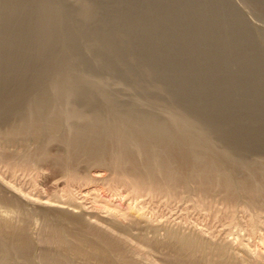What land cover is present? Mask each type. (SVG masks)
Instances as JSON below:
<instances>
[{
	"label": "rangeland",
	"instance_id": "rangeland-1",
	"mask_svg": "<svg viewBox=\"0 0 264 264\" xmlns=\"http://www.w3.org/2000/svg\"><path fill=\"white\" fill-rule=\"evenodd\" d=\"M147 1L47 0L46 4L42 0L41 2L40 0H0V264H264V145L261 143L264 139V115H258L256 112L258 109L255 108L256 115L253 110L251 112V107H247L252 100V103L256 99L262 102L264 95L259 92V97L261 95L262 100L258 95L253 97L249 89L252 78H242L248 67L251 69H248L250 72L255 67L257 68V65H254L255 63L250 60L251 55L259 53L253 50L252 44H255L259 51L261 50L259 56L262 55L264 58V16L256 10L255 5L253 6L256 0H222L225 1L223 4H229L238 13V20H242L240 21L241 25L243 27L246 25L244 29L250 31L251 34L250 38L245 37L247 40L244 37L232 36L233 31L238 30L237 27L233 28L235 26L233 23L232 27L227 24L229 33H225L222 38L214 34L211 35L209 33L210 24L208 26V23L201 19L207 13L204 7L205 4H208L203 0H201L202 2L197 0L200 3L195 9L199 11L203 8L197 13L195 10H188L186 3L184 5V1L180 0L181 5L184 6H180L182 11L179 9V12L175 14L178 17L181 15L182 18H179V21L177 16L173 17L174 14L168 11L164 12L166 8L173 10L172 3H176L178 0L149 1V4L153 5L154 2L160 3V5L163 3L161 6L155 3L156 9L153 5L149 6ZM164 1L168 3L170 1L171 7H167L169 5ZM84 2L91 7L92 14L89 20H85L81 15V5ZM140 3L148 5H140ZM45 4L49 9L45 7ZM200 4L203 6H199ZM138 5L143 6L141 7L143 10ZM127 6L130 8L128 9ZM136 7H138V11ZM144 7L152 9L148 8L147 10ZM162 7L164 11H162ZM132 9H135L133 10L136 11L135 15H133ZM154 9L156 10L155 14ZM123 10L124 12H122ZM147 11L149 14L146 13ZM117 12H122L123 18L125 15L123 13H128L125 17L131 20L127 21L130 28L127 24V28L124 27L123 31H118V33L111 29L115 21L118 25L119 22H122L123 18ZM162 12L164 15L169 13V16L167 14V16L160 15ZM183 13L187 20L183 17ZM147 15L150 16L147 17ZM151 15L154 17L152 18ZM196 16L199 21H196ZM50 17L55 18L54 24ZM115 17L120 19L116 20ZM147 19L151 20V25L153 27L155 25V29H158V32L160 31L162 34L165 33L163 27L167 24L169 25L166 27L171 25L172 29L177 28L175 26L182 25V27L180 26L179 30L174 29L176 37L172 32L169 34L170 27H165L166 33L162 35L159 32L158 37L157 30L149 25L150 21L146 22ZM173 19L174 22L177 20L176 25L173 24ZM49 20L52 22L47 26ZM184 20L185 24L188 20H195L197 23L199 22V25L201 22L203 26L201 25L199 28L202 27V30L196 27L198 25L196 22L197 25L188 21V25L186 24L184 27V23H182ZM58 22L63 26L61 30H64L63 33L61 31L59 33L58 28L55 29L59 25ZM138 22L145 26L143 27L141 24L138 28ZM155 22H160L161 26L159 27L157 25L159 23L155 24ZM116 23L113 25L115 26ZM190 24L192 27H189ZM45 25L46 27H44ZM53 25H55V31ZM131 25L137 30L132 29ZM193 25L199 33L203 31V36L196 32ZM205 26L209 28H204ZM140 27L143 29L140 30ZM207 29L209 30L207 31ZM131 30H135L136 33L138 31V33L136 34L134 31L131 33ZM56 31L58 34L55 33ZM92 31L98 36H96L97 38L93 37L95 35ZM151 31H154V34L151 35ZM46 32L49 36L46 35ZM128 32L130 33L128 34ZM141 32H144L146 36H143ZM167 32L170 35V40ZM155 33H157V37L155 36L157 39H154ZM148 34L150 35L149 39L155 41H145ZM64 35L66 36L64 37ZM140 35L144 38L143 40ZM173 35L175 39L171 37ZM226 36L230 37L229 40L233 39L230 41L232 44L227 41ZM204 37L206 39H203ZM101 38L106 42H111L109 44L116 45L114 50L120 48V52L116 54L117 50L116 52L113 50L106 54L100 47V44H104L98 40ZM137 38L141 41H137ZM166 38L170 43L164 40ZM193 38H199V41H195ZM221 38L225 39L221 40ZM238 39L239 42L246 43V46L238 45ZM94 40L99 44H95ZM234 40L237 44L233 42ZM133 41H137V44H134ZM142 41L146 44L144 42L143 44ZM176 42L178 43L176 44ZM162 43L163 46L164 43L169 46L163 47ZM120 44H123L122 47ZM152 44L155 48L157 47L155 53L152 51L155 49ZM150 45H152V49L149 47ZM195 45H200L197 47L200 48L198 49L200 52L196 47H192ZM172 46H175V50ZM228 46L230 47L228 48ZM123 47L125 50H122ZM158 47L164 49L160 48L161 51L158 50ZM176 48L179 52L176 51ZM241 48H243L241 51L238 50ZM251 51H254L253 54ZM241 52L245 53L249 60ZM131 53H135V56ZM225 53L228 54L225 55ZM72 55L74 56L72 57ZM198 56L204 57L200 61L197 60ZM256 57L255 59H257ZM180 58L183 59L182 61L186 59L184 64ZM205 58H207L206 61ZM262 60L264 61V59ZM198 61L199 63H197ZM204 62L208 64L205 63V65ZM218 62L225 65H222L221 68V64ZM210 64L214 66L212 67ZM169 67L170 69H167ZM196 68L198 71L201 68L199 73L197 70L195 71ZM210 69L213 71L211 72ZM150 71L152 75H150ZM160 71L161 74H158ZM146 72L149 73L148 77L145 75ZM232 73H234L233 77ZM178 74H181L180 80L175 79ZM67 75L70 81L63 84L67 87L64 86V88L69 90L75 87L76 90L78 87L80 90L77 89V91H82V94L79 96L75 94L77 96L74 95L72 99L62 97L64 101L56 96L55 88L59 83H63L61 81H64ZM184 76L187 79L195 78V81L194 79V82L192 79L191 81L187 80ZM218 76L221 77L218 78ZM234 76L236 79L238 78V81L234 79ZM199 78L203 81L199 82ZM204 78L210 79L209 82H205ZM220 78H222L221 82ZM224 80L229 82L227 87L221 86V84H225ZM236 81L239 85L238 83L234 84ZM242 81L246 82L243 88L240 85ZM208 83L212 85L209 86ZM192 85L194 87H192L193 94L189 97L186 94L188 88L192 89ZM198 86L199 88H196ZM201 86L203 87L200 88ZM178 87L183 89L178 91ZM221 87L224 88L221 89ZM244 87L249 88H246L245 91ZM160 88L163 92L159 91ZM214 90H217L218 94ZM228 90L237 95L232 93L235 96L232 97L231 92L227 95ZM208 93L209 95L212 93L210 96L213 98L212 100ZM247 93L252 100L246 95ZM178 94H182V96L180 95L182 98ZM41 96L53 97L52 101H49L50 109L44 117L48 121H59L56 130L48 128L49 122L47 123L44 117L41 118L44 121L38 120V122L45 124L36 121L39 126L33 123L36 119H34L35 116H31L33 114L30 112L37 103L36 99ZM185 97L189 98L188 101H185ZM215 97L217 98L215 103L223 104L217 106L222 111L219 112L216 108V112L219 113V116H225L227 122L225 118L221 122L222 118L218 119L221 116L213 115V111L208 109L210 106L207 103L214 101ZM203 98H207L208 101L206 100L205 103ZM233 98H235L234 101ZM108 99L109 102L115 103L122 120L125 119L128 112L133 110L140 116H153L161 122H175L176 126H180L186 119L188 122L186 120L185 125L195 123L194 127L197 124V127L200 126L201 129L207 126L204 130L207 136L211 134L208 137L210 142L208 140L209 144H206L207 141L203 142L204 146L200 148V156H202L200 164L197 163V168L183 165L184 169L178 163L181 164L182 161L176 160L177 163L176 161L173 163V161V164L170 163L172 167L167 168L166 162H164L167 157L165 153L159 152L157 156L159 158L156 157L150 161L146 152L135 139H130L127 145L121 147L102 138V148L98 150V153H95L96 155L78 149L74 144L77 134L87 130L93 123L96 125L102 123L103 125L115 122V117L109 116L108 113L110 112L106 101ZM245 100L248 101V104ZM236 101L237 103L240 101L239 104L247 105L244 104L242 107L238 104L236 106ZM257 103L256 101L254 103L256 105L252 106L256 107L260 104ZM224 105L228 106L227 108L232 106V109L231 107L227 109ZM223 106L226 110L231 111V114L229 111L227 113L221 109ZM5 107L7 108L5 109ZM199 107L201 110L207 107L203 109L206 112L195 111ZM223 110L225 111L224 115H222ZM209 114L214 117L213 119L216 116V120H218H214L212 123L209 120L211 117ZM206 115L210 116L209 119ZM241 122L246 124L243 125ZM28 123L34 124L35 126L32 128H36L28 130L27 125L28 127L30 125ZM217 125L218 128H214ZM242 126H247L248 129ZM250 129L254 131V134L259 135L260 131L262 134L260 133V137L256 134V138L252 134L253 138L245 140L243 137L244 135L248 136L246 133H249ZM207 130L210 131L207 132ZM215 130L218 132L216 133ZM240 132L243 135L239 134ZM239 135L242 136L241 139L238 138ZM261 135H263V139ZM235 139L239 142L236 143ZM181 147V150L173 151L176 158L186 157L187 150H184L183 146ZM237 153L239 154L237 155ZM226 155L233 160L224 158ZM104 200H111L116 205L121 204L123 208L121 214L132 213L129 206L133 204V207L142 209V212L149 215L151 219L144 220V222L142 220L140 223L139 220L130 216L124 221L120 213L110 212L103 207ZM107 245L110 246L109 249ZM94 247L102 249V252L107 249L109 253H105V261L96 256L97 252Z\"/></svg>",
	"mask_w": 264,
	"mask_h": 264
},
{
	"label": "bare ground",
	"instance_id": "bare-ground-1",
	"mask_svg": "<svg viewBox=\"0 0 264 264\" xmlns=\"http://www.w3.org/2000/svg\"><path fill=\"white\" fill-rule=\"evenodd\" d=\"M81 1V0H80ZM141 1H143V0H141ZM145 1H147V0H144V2ZM149 1H151V0H149ZM149 1H147L148 2V4L150 3ZM156 1V0H155ZM159 1V0H158ZM163 1V0H162ZM168 1V0H167ZM170 1H172V0H170ZM170 1H169V3H170ZM177 1V0H176ZM181 1H184V5H185V3H186V5H187V8H188V10L189 9H191V11L192 10H195L196 11V13L197 12H200V10L202 11V9H199V11H197L198 9H195V7L197 8V5L200 3H198L197 2V0H181ZM199 1H201V0H199ZM203 1H205L206 3H208L207 5L205 4V7H204V9L206 10V15L204 14V17L203 18H201V19H203L206 23H208V26H209V24H210V31H209V33L212 35V34H214V35H216V36H220V37H222V36H225V33H229V32H227V28H228V25L227 24H230V26H231V24H233V25H235L233 28H235V27H237L238 28V30H236L235 29V31H233V33H232V36L234 35V37H240V38H242V37H244V39H248V37L250 38L251 37V34H250V31H248L247 29H244V27H246V25L243 27L242 25H241V23H240V21H242V20H238L239 18V16H238V13H236L231 7H230V5L229 4H223L225 1H222V0H208V1H206V0H203ZM250 1V0H249ZM40 2H41V0H40ZM42 2L43 3H46L47 4V0H42ZM146 2V3H147ZM152 2H154V1H152ZM165 2V1H164ZM202 2V1H201ZM205 2H203V3H205ZM81 3H83V2H81ZM81 3H80V5H81ZM156 2H154V5L153 4H149V6H151V5H153L154 6V8H155V5L156 4H158V3H156ZM165 3H167V5H169V3L168 2H165ZM164 3V4H165ZM172 3V2H171ZM174 3V4H173ZM172 3V7H171V4L169 5V6H167V5H165V6H167V7H171L173 10H171L170 8L168 9V8H166V10L164 11L163 9L165 8V6H164V8L162 7V11H164V12H169V13H171V14H174V18H176V16H177V20L179 21V18H182L181 17V15L178 17V15H176L175 16V14H177V12H179V9H180V6H184V5H181V2H180V0H178L176 3L175 2H173ZM202 3V4H203ZM227 3V2H226ZM253 3V2H252ZM45 4V5H46ZM50 4V3H49ZM84 4H86V2H84ZM81 5V8H82V12H81V15H82V17L85 19V20H89L90 19V15L92 14V12L90 11L91 9V7H89L88 6V3L86 4V5ZM142 3H140V5H141ZM145 4V3H144ZM144 4H142V5H144ZM148 4H145V5H148ZM163 4V3H162ZM161 4V5H162ZM176 4V5H175ZM44 5V6H45ZM140 5H138L139 7H140ZM158 5H160V3L158 4ZM160 5V6H161ZM196 5V6H195ZM204 5V4H203ZM203 5H199V6H203ZM250 5H251V3H250ZM256 6L255 8H256V10L258 11V12H260V13H262V15L264 16V0H256V2L253 4V6ZM40 6H41V4H40ZM39 6V7H40ZM59 6V5H58ZM46 8H47V5L45 6ZM57 7V6H56ZM128 7V6H127ZM141 7H143V6H141ZM141 7H140V9H141ZM157 7V6H156ZM130 7H128V9H129ZM131 8H132V6H131ZM135 8V7H134ZM137 8L138 7H136V10H137ZM144 8H146L147 10H148V8H150V9H152L151 7H144ZM186 8V7H185ZM185 8H184V12H185ZM193 8V9H192ZM47 9H49V7L47 8ZM52 9V8H51ZM127 9V8H126ZM126 9H125V12H126ZM127 9V10H128ZM149 9V10H150ZM156 9V8H155ZM154 9V10H155ZM159 9V8H158ZM161 9V8H160ZM133 10H135V9H132V11ZM141 10H143V8L141 9ZM145 10V9H144ZM181 11H182V7H181V9H180ZM188 10L186 9V12H188ZM55 11V10H54ZM60 11V10H59ZM138 11V10H137ZM159 11V10H158ZM191 11H189L190 12V14H192V12ZM50 12H52V11H50ZM58 12V11H57ZM63 12V11H62ZM122 12H124V10L122 11ZM121 12V13H122ZM127 12H129V11H127ZM131 12V11H130ZM134 12V11H133ZM136 12V11H135ZM135 12H134V14L133 15H135ZM140 12V11H139ZM142 12V11H141ZM144 12V11H143ZM149 12H151V11H149ZM152 12H154V11H152ZM159 12H161V11H159ZM158 12V13H159ZM117 13H120V12H117ZM120 13V14H121ZM145 13V12H144ZM143 13V14H144ZM147 14H149L148 13V11L146 12ZM156 13V10H155V12H154V14ZM169 13H166L168 16H169ZM201 13H203V12H201ZM49 14V13H48ZM123 14H125V15H123L124 16V18L122 17V14H121V17L123 18L121 21L122 22H119V21H117V22H119V25H118V23H116V21L113 23V24H115L116 23V25L114 26L113 24H112V26L114 27H111V29H113L114 30V32L115 31H117V33H118V31H120V32H122L123 31V28L125 27V28H127L126 27V25L128 24L127 23V21L129 22V21H131V20H129L128 19V17H125V16H127V14L128 13H123ZM161 14H163V16H165L164 15V13L162 12V13H160V15ZM49 15H51V14H49ZM130 15H131V13H130ZM159 15V16H160ZM166 15V16H167ZM184 15V16H183ZM183 17L185 18V20H187L186 19V15L183 13ZM187 15H188V13H187ZM194 15H195V13H194ZM200 15V13L198 14V16ZM120 16V15H119ZM137 16V15H136ZM150 16V15H149ZM148 15H147V17H149ZM191 16H193V14L191 15ZM138 17V16H137ZM136 17V18H137ZM145 17H146V15H145ZM151 17L153 18L154 16H152L151 15ZM161 18H163L162 16H160ZM170 17H171V15H170ZM201 17V16H200ZM112 18V17H111ZM110 18V19H111ZM116 18V17H115ZM130 18V17H129ZM132 18V17H131ZM152 18H149V19H151L152 20ZM187 18L189 19V16H187ZM191 18V17H190ZM196 18H197V16H196ZM50 19H52L51 17H50ZM55 19V18H54ZM54 19H52L53 21H54ZM81 19V18H80ZM117 19H120V18H116V20ZM143 19V18H142ZM145 19V18H144ZM158 19H159V17H158ZM158 19H156V20H158ZM167 20H168V17L166 18ZM165 19V20H166ZM111 20H113V18L111 19ZM110 20V21H111ZM115 20V19H114ZM148 20V19H147ZM146 20V22H149V25H151V20H148L147 21ZM155 20V21H156ZM162 20V19H161ZM170 20H171V18H170ZM176 20V21H177ZM185 20H184V22H182V23H184V27H185V25L187 24L188 25V21L186 22V24H185ZM191 20V19H190ZM199 21V19L197 18L196 19V21ZM203 20H200V21H202L203 22ZM216 20V21H215ZM48 21V20H47ZM46 21V22H47ZM50 22H49V24H48V22H47V26L48 25H50V23L52 22L51 20H49ZM92 21V20H91ZM176 21L174 22V19H173V21L172 22H174L173 24H175L176 23ZM183 21V20H182ZM195 20H192V21H189V22H193L195 25H197L198 23L196 22ZM43 22V21H42ZM60 22V21H59ZM59 22H58V24H59ZM84 22V21H83ZM161 23H162V21H160ZM160 22H157V23H159V24H157L156 22H155V24H157L159 27L161 26L160 24ZM197 24H196V23ZM53 24L55 23V21L54 22H52ZM131 23V22H130ZM136 23V22H135ZM140 22H138V24H139ZM153 23V22H152ZM179 23V22H178ZM180 23H181V21H180ZM43 24H44V22H43ZM66 24V23H65ZM132 24V23H131ZM142 24V23H141ZM141 24H139L138 25V28H139V26H141ZM163 24V23H162ZM205 24V23H204ZM56 25V24H55ZM55 25H53V30H54V26ZM63 25H64V23H63ZM109 25V24H108ZM129 25L130 24H128L127 26H128V28H130L129 27ZM137 25V24H136ZM167 25H169V24H167ZM166 25V26H167ZM176 25V24H175ZM177 25H180V24H177ZM191 25V24H190ZM195 25H193L194 27H195ZM202 24H201V22H200V25L198 24L196 27H198V29H200V30H202L201 28L202 27H200L199 28V26H201ZM244 25V24H243ZM51 26H52V24H51ZM59 26V27H58ZM58 26H56L55 27V29L56 28H58L57 30L59 31V33H60V31L62 30V24H59ZM69 26V25H68ZM133 25H131V27H132ZM142 26H143V24H142ZM145 26V25H144ZM143 26V27H144ZM165 26V27H166ZM171 26V25H170ZM169 26V27H170ZM181 27H182V25H180ZM180 26H175V27H177V28H174V26H172L175 30H179L181 27ZM203 26V25H202ZM208 26H205L204 28H206V27H208ZM229 26V27H230ZM44 27H46V25L44 26ZM64 27H66V26H64ZM110 27V26H109ZM148 27V26H147ZM146 27V28H147ZM151 27H153V25H151ZM157 27V26H156ZM165 27H163L164 28V31H165V33H166V29H165ZM169 27H166V28H169ZM180 27V28H179ZM189 27H192V25L191 26H189ZM195 27V30L197 29ZM232 27V26H231ZM248 27V26H247ZM49 28V27H48ZM52 28V27H51ZM141 28L142 27H140V30H141ZM145 28V30H147ZM154 29H155V25H154V27H153ZM153 28H150V29H153ZM162 28V29H163ZM209 28V27H208ZM232 28V29H233ZM64 29V28H63ZM103 29V28H102ZM101 29V30H102ZM105 29V28H104ZM110 29V28H109ZM132 29H135V30H137L136 29V27L134 28V26L132 27ZM143 29V28H142ZM174 29H172L171 27H170V30H172V31H170V30H168L169 31V34L172 32V33H174V32H176ZM184 29V28H183ZM183 29H181V30H183ZM187 29V28H186ZM194 29V28H193ZM192 29V30H193ZM230 29V28H229ZM46 30V29H45ZM48 30H50V28L48 29ZM53 30H51V31H53ZM100 30V29H99ZM128 30V29H127ZM135 30H131L132 32L131 33H133V31L136 33V31ZM139 30V29H138ZM139 30V31H140ZM149 30V29H148ZM155 30H157V32H158V29H155ZM160 30V29H159ZM185 30V29H184ZM189 30H190V28H189ZM209 29H207V31H208ZM47 31V30H46ZM55 31V30H54ZM54 31H53V33H54ZM58 31H56L55 33H57ZM64 31V30H63ZM63 31H61L62 33H63ZM66 31V30H65ZM94 31V30H93ZM93 31H92V33H93ZM108 31V30H107ZM111 31V30H110ZM126 31V30H125ZM144 31V30H143ZM186 31H188V30H186ZM47 32H49V31H47ZM47 32H46V35H47ZM70 32V31H69ZM96 32V31H95ZM145 32V31H144ZM144 32H141V33H143V36H146V35H144ZM148 32V31H147ZM154 31H151V35H152V33H153ZM160 32V31H159ZM158 32V37H159V34L161 33H159ZM196 32L198 33V34H202L203 33V31H200L201 33H199V31L198 30H196ZM65 33V32H64ZM102 33V32H101ZM105 33V32H104ZM111 33H113V32H111ZM117 33H116V35H117ZM130 32H128V34H129ZM137 33H138V31H137ZM136 33V34H137ZM165 33H163V34H165ZM179 33V32H178ZM177 33V34H178ZM208 33V34H209ZM230 33H231V30H230ZM58 34V33H57ZM71 34V33H70ZM98 34V33H97ZM107 34V33H106ZM146 34V33H145ZM150 34V33H149ZM148 34V35H149ZM154 34V33H153ZM162 34V33H161ZM162 34V35H163ZM167 34H168V32H167ZM166 34V36H168ZM206 34V33H205ZM205 34H204V36H205ZM61 35V34H60ZM67 35V34H66ZM66 35H64V37L66 36ZM93 35H95L94 33H93ZM102 35V34H101ZM104 35V34H103ZM120 35V34H119ZM121 35H122V33H121ZM131 35H133V34H131ZM147 35V36H148ZM162 35L160 36L161 37V41L163 40L162 39ZM172 35V34H171ZM174 35H175V33H174ZM174 35L173 36H171V37H173L174 38ZM185 35V34H184ZM210 35V36H211ZM227 35V34H226ZM253 35V34H252ZM47 36H49V34L47 35ZM59 36V35H58ZM62 36H63V34H62ZM61 36V37H62ZM91 36V35H90ZM97 35H95V36H93L94 38L96 37ZM105 36H107V35H105ZM104 36V37H105ZM111 36V35H110ZM113 36H114V34H113ZM130 36V35H129ZM139 36V35H138ZM157 37V33H155V35H154V37ZM166 36H164V37H166ZM182 36V35H181ZM186 36V35H185ZM202 36H203V34H202ZM202 36H199V37H202ZM229 36H230V34H229ZM226 36L227 37V39L228 38H230V37H232V36ZM63 37V38H64ZM67 37H69V36H67ZM98 37V36H97ZM96 37V38H97ZM118 37V36H117ZM140 37H142L141 35H140ZM149 37H150V35L148 36V38L146 37L145 38V41L147 40H152V39H149ZM151 37H153V36H151ZM153 37V38H154ZM154 38V39H157V38ZM175 37H176V35H175ZM197 37H198V35H197ZM212 37V36H211ZM219 37V38H220ZM246 37V38H245ZM254 37V36H253ZM70 38V37H69ZM73 38V37H72ZM71 38V39H72ZM139 38V37H138ZM137 38V39H138ZM170 38V35H169V37H168V39ZM185 38V37H184ZM223 38V37H222ZM221 38V40H224V39H222ZM233 38V37H232ZM129 39V38H128ZM141 39V38H140ZM144 38L142 37V39L141 40H143ZM152 40V41H155V40ZM167 38L166 39H164L165 41L167 40V42L168 43H170V39L168 40ZM175 39V38H174ZM186 39V38H185ZM203 39H206L205 37L203 38ZM226 39V40H227ZM234 39V38H233ZM233 39H231V40H233ZM246 39V40H247ZM252 39V38H251ZM91 40H93V39H91ZM99 41H100V43L102 42V43H104L103 45L102 44H100V47H101V49L107 54V53H111L115 48H116V45H112V44H109V43H111V42H106L103 38H101V40L100 39H98ZM126 40V39H125ZM132 40V39H131ZM141 40H137V41H141ZM159 40V39H158ZM158 40H156V41H158ZM172 40V39H171ZM178 40V39H177ZM176 40V41H177ZM180 40H182L181 38H180ZM184 40V39H183ZM192 40V39H191ZM193 40H197V41H199V38H197V39H194L193 38ZM231 40H227L228 42H230ZM237 40V39H236ZM243 40V39H242ZM68 41V40H67ZM74 41V40H73ZM95 41V40H94ZM104 41V42H103ZM137 41L136 42H134L133 41V43L135 44H137ZM188 41V40H187ZM187 41H186V43H187ZM203 41V40H202ZM220 41V40H219ZM226 41V42H227ZM241 41V40H240ZM244 41V40H243ZM251 41V40H250ZM58 42V41H57ZM96 42V41H95ZM98 42V41H97ZM95 43V44H99V43ZM113 42V41H112ZM115 42V41H114ZM144 41H142V43H143ZM182 42H184V41H182ZM189 42H191V41H189ZM194 42V41H193ZM201 42V41H200ZM199 42V43H200ZM208 42V41H207ZM224 42V41H223ZM234 43L236 42L235 40L233 41ZM238 45H241V46H246V43L244 44V42H239V39H238ZM247 42V41H246ZM65 43V42H64ZM119 43V42H118ZM140 43V42H139ZM138 43V44H139ZM145 43V42H144ZM143 43V44H144ZM152 43V42H151ZM155 43V42H154ZM153 43V44H154ZM166 43V42H165ZM165 43H164V46H166L165 45ZM178 42H176V44H177ZM195 43H197V42H195ZM215 44H216V40H215V42H214ZM218 43V42H217ZM231 44H232V42H230ZM249 43V42H248ZM116 44V43H115ZM129 44V43H128ZM141 44V43H140ZM146 44V43H145ZM148 44H150V43H148ZM152 44V45H153ZM175 44V43H174ZM184 44V43H183ZM190 44V43H189ZM204 44V43H203ZM202 44V45H203ZM211 44V43H210ZM221 44H222V42H221ZM227 44V43H226ZM230 44V45H231ZM235 44H237V43H235ZM121 45H123V44H120V46ZM152 45H150L149 47L151 48V46ZM154 45H156V44H154ZM153 45V46H154ZM158 45H159V42H158ZM172 45H173V42H172ZM191 45V44H190ZM237 45V46H238ZM117 46H119V45H117ZM138 47L140 46V45H137ZM144 46H147V45H144ZM143 46V47H144ZM160 46V45H159ZM162 46H163V43H162ZM163 46V47H164ZM168 46H169V44H168ZM168 46H166V47H168ZM180 46H181V44H180ZM183 46H185V44L183 45ZM200 46V45H199ZM199 46H192V47H199ZM234 47H235V45H233ZM232 46V47H233ZM250 46V45H249ZM249 46H247V47H249ZM252 46H253V50L255 51V52H261V50L259 51V48L254 44H252ZM97 47H98V45H97ZM122 47V46H121ZM124 47H125V45H124ZM123 47V48H124ZM148 47V49H150ZM173 47V46H172ZM172 47H171V49H172ZM175 47V46H174ZM174 47H173V49H174ZM204 47V46H203ZM220 47V46H219ZM230 46H228V48H229ZM16 48V47H15ZM129 48V47H128ZM128 48H126V49H128ZM130 48H131V46H130ZM154 48H155V46H154ZM160 48H162V47H158V50L160 49ZM178 48H180V47H178ZM178 48H176L177 50L176 51H178L179 52V50H178ZM182 48H186V47H182ZM191 48V47H190ZM205 48V47H204ZM236 48H238V47H236ZM99 49V48H98ZM100 49V50H101ZM120 48H118V50H119ZM152 49V48H151ZM156 49H157V47L154 49V50H152V51H154V53L156 52ZM162 49H164V48H162ZM171 49H169L168 48V50H171ZM172 49V50H173ZM188 49H189V46H188ZM191 49H193V48H191ZM198 49H200V48H197V50ZM201 49H202V47H201ZM243 48H241V49H238V50H242ZM251 49H252V47H251ZM251 49H249V50H251ZM117 50V49H116ZM116 50H114L115 52H116ZM117 50V52H116V54L118 53V52H120V50L118 51ZM122 50H125V48L124 49H122ZM129 50V49H128ZM127 50V51H128ZM133 50V49H132ZM161 50V49H160ZM171 50V51H172ZM175 50V49H174ZM173 50V51H174ZM194 51H196V49H193ZM207 50V49H206ZM142 51V50H141ZM147 51V50H146ZM162 51V50H161ZM165 51V50H164ZM166 51H167V49H166ZM170 51V52H171ZM175 51V52H176ZM182 51V50H181ZM237 51V49L235 50V52ZM254 51H251V53L252 52H254ZM125 52V51H124ZM130 52V51H129ZM132 52V51H131ZM139 52V51H138ZM145 52V51H144ZM175 52H173V53H175ZM198 52H200L199 50H198ZM198 52H196L197 54H198ZM206 52H208V51H206ZM239 52V51H238ZM244 52H245V49H244ZM114 53V52H113ZM113 53H112V55H113ZM167 53V52H166ZM172 53V54H173ZM182 53H183V51H182ZM195 53V54H196ZM209 53V52H208ZM242 53V52H241ZM249 53V52H248ZM259 53H254V55H251V57L252 58H250V60H251V62H254L255 64L254 65H257V68L255 67V69H253L251 72H250V67H248V69H250V70H248V69H246V71H245V73L243 74L244 76L242 77V78H252V80H251V85H250V88L249 87H246V88H249L250 90H251V94H253L252 96L253 97H256L255 95H258V97H259V92L261 93V95L263 94L264 95V61L262 60V59H264L263 57H262V55L261 56H259L260 54ZM73 54V53H72ZM115 54V55H116ZM132 54V53H131ZM135 53H133L132 55H134ZM151 54H152V52H151ZM159 54H161V53H159ZM169 54V53H168ZM171 54V53H170ZM184 54V53H183ZM192 54V53H191ZM190 54V55H191ZM194 54V53H193ZM192 54V55H193ZM203 54V53H202ZM226 54H228V53H225V55ZM242 54H244V56H245V53H242ZM241 54V55H242ZM246 54H247V51H246ZM250 54V53H249ZM248 54V55H249ZM253 54V53H252ZM69 55V54H68ZM78 55V54H77ZM188 55V54H187ZM67 56V55H66ZM65 56V57H66ZM74 55H72V57H73ZM104 56V55H103ZM114 56V55H113ZM135 56V55H134ZM189 56V55H188ZM206 57H207V55H205ZM213 56V55H212ZM224 56V55H223ZM228 56V55H227ZM243 56V57H244ZM250 56V55H249ZM257 56V57H256ZM69 57V56H68ZM173 57V56H172ZM191 57H193V56H191ZM204 56H202L201 58L198 56V58H197V60H202V58H203ZM208 57H209V55H208ZM247 59L249 58L247 55L245 56ZM255 57L257 58V59H259V60H257V59H255ZM75 58V57H74ZM79 58H81V57H79ZM116 58V57H115ZM169 58V57H168ZM215 58V57H214ZM228 58H229V56H228ZM148 59V58H147ZM170 59V58H169ZM172 59V58H171ZM218 59V58H217ZM230 59V58H229ZM232 59V58H231ZM255 59V60H254ZM74 60V59H73ZM158 60V59H157ZM166 60V59H165ZM175 60H176V58H175ZM178 60H179V58H178ZM180 60H181V62L183 63H185V60L184 61H182L183 59H181L180 58ZM193 60H196V59H193ZM196 60V61H197ZM200 60V61H201ZM207 60V58H205V61ZM209 60V59H208ZM227 60V59H226ZM249 60V59H248ZM124 62V61H123ZM150 62H152V64H154L153 63V61H151L150 60ZM177 62V61H176ZM178 62H180V61H178ZM189 62V61H188ZM230 62V61H229ZM245 62H246V60H245ZM181 63V64H182ZM183 63V64H184ZM197 63H199V61L197 62ZM203 63V62H202ZM206 62H204V64H205ZM210 63V62H209ZM219 63V62H218ZM218 63H216L218 66H220L219 64H221V68H222V65H223V63L222 62H220L219 64ZM241 63V62H240ZM244 63V62H243ZM247 63V62H246ZM151 64V65H152ZM203 64V65H204ZM206 64H208V63H206ZM205 64V65H206ZM228 64V66H229V63H227ZM64 65V64H63ZM168 65H169V63H168ZM167 65V66H168ZM193 65V64H192ZM191 65V66H192ZM212 67L214 66L213 64H210ZM225 65V64H224ZM223 65V66H224ZM173 66V65H172ZM179 66V65H178ZM227 66V65H226ZM153 67V66H152ZM171 67V66H170ZM170 67L169 68H167V69H170ZM185 67V66H184ZM194 67V66H193ZM193 67H191V69H193ZM199 67H201V66H199ZM207 67H209V66H207ZM216 67V66H215ZM67 68V67H66ZM151 68V67H150ZM172 68V67H171ZM183 68V67H182ZM186 68V67H185ZM198 68V67H197ZM195 69V71L197 70L198 71V69ZM225 68V67H224ZM63 69H65V68H63ZM163 69V68H162ZM201 69V68H200ZM200 69H199V71H200ZM207 69V68H206ZM209 69V68H208ZM146 70V69H145ZM151 70V69H150ZM158 70V69H157ZM156 70V71H157ZM164 70V69H163ZM211 70V69H210ZM217 70H218V67H217ZM243 70V69H242ZM144 71V70H143ZM146 71H149L148 69L146 70ZM165 71V70H164ZM182 71V70H181ZM194 71V70H193ZM194 71V72H195ZM199 71H198V73H199ZM213 70H211V72H212ZM67 72H69V71H67ZM155 72V71H154ZM208 72V71H207ZM215 72V71H214ZM221 72H223V71H221ZM225 72V71H224ZM227 72H230V71H227ZM150 75H152V72L150 71ZM156 73V72H155ZM180 73V72H179ZM182 73V72H181ZM187 73V72H186ZM201 73V72H200ZM255 73V74H254ZM145 74V73H144ZM158 74H161V71L158 73ZM165 74V73H164ZM223 74H225V73H223ZM222 74V75H223ZM227 74H229V73H227ZM233 74L234 73H232V77H233ZM145 75H147V77H148V75H149V73L147 74V72H146V74ZM156 75H157V73H156ZM191 75V74H190ZM195 75H196V73H195ZM200 75V74H199ZM230 75V74H229ZM228 75V76H229ZM159 76V75H158ZM181 76V74L179 75H177L176 76V80H180L182 77H180ZM182 76H183V73H182ZM187 76V75H186ZM214 76V75H213ZM215 76H216V74H215ZM224 76V75H223ZM228 76H226V77H228ZM62 77H64V76H62ZM185 77V76H184ZM192 77V76H191ZM195 77V76H194ZM198 77H200V76H198ZM219 77H221V76H218V78ZM230 77V76H229ZM229 77H228V79H229ZM65 78L66 79H64V81L62 80L61 82H63V83H59L58 84V86H57V88H55L56 89V96H58V98L60 97V98H67V99H72V97L75 95V94H78V96H79V94L81 95L82 93V91L80 92V91H77V89L78 90H80V88H78L77 87V89L75 90L74 88L72 89H65L64 88V86L65 85H63L65 82H68V81H70L69 79V77H68V75L67 76H65ZM74 78V77H73ZM152 78V77H151ZM186 78V77H185ZM202 78V77H201ZM201 78H199V82H201V81H203ZM213 78H215V77H213ZM212 78V79H213ZM71 79H72V77H71ZM153 79V78H152ZM175 79H173V80H175ZM187 79V78H186ZM192 79V78H191ZM191 79L189 78V79H187V80H190L191 81ZM194 79V81H195V78H193ZM193 79H192V81H193ZM208 79V78H207ZM217 79V78H216ZM216 79H214V80H216ZM227 79V80H228ZM232 79V78H231ZM234 79L235 80H237L236 79V77L234 76ZM248 79H246V80H248ZM186 80V81H187ZM204 80H206L205 78H204ZM208 80H210V79H208ZM208 80H206L205 82H207ZM218 80V79H217ZM221 80H222V78H220V82H221ZM226 80V79H225ZM224 80V81H225ZM240 80V79H239ZM245 80V79H244ZM183 81H184V79H183ZM193 81V82H194ZM196 81H197V78H196ZM238 81V80H237ZM234 82V84L235 83H238V82ZM60 82V81H59ZM78 82V81H77ZM193 82H190V83H193ZM209 82V81H208ZM215 83H216V81H214ZM219 82V81H218ZM58 83V82H57ZM173 83H175V82H173ZM211 83V82H210ZM227 81H225V84H221V86H228L229 85V82L227 83ZM66 84V83H65ZM180 84V83H179ZM187 84H188V81H187ZM186 84V85H187ZM197 84L198 85H200V83H198L197 82ZM205 84V83H204ZM203 84V85H204ZM173 85V84H172ZM185 85V84H184ZM196 85V84H195ZM202 85V84H201ZM205 85H207V84H205ZM204 85V86H205ZM208 85H209V83H208ZM212 85V84H211ZM211 85H209V86H211ZM238 85H239V83H238ZM237 85V86H238ZM241 85V87L243 88V86H245L246 85V82L245 81H242V84H240ZM56 86V85H55ZM54 86V87H55ZM69 86H70V84H69ZM69 86H68V88H69ZM174 86H175V84H174ZM180 86V85H179ZM189 86V85H188ZM197 86V85H196ZM226 86V87H227ZM248 86V85H247ZM66 87V86H65ZM71 87V86H70ZM80 87V86H79ZM171 87H173V86H171ZM193 87V85L191 86V88ZM203 86H201L200 88H202ZM213 87H215V86H213ZM235 87V86H234ZM240 86H239V88H241ZM263 87V88H262ZM67 88V87H66ZM176 87H174V89H175ZM180 87H178V91L179 90H182L181 88L179 89ZM194 88V87H193ZM193 88L190 90V88H188L189 90H187L188 91V93L186 94V95H192L193 94ZM196 88H199V86L198 87H196ZM195 88V89H196ZM222 88H224V87H221V89ZM237 88V87H236ZM245 88V87H244ZM246 88H245V91H246ZM263 90H262V89ZM54 89V90H55ZM204 89V88H203ZM215 89H217V88H215ZM219 89V88H218ZM231 89H233V88H231ZM235 89V88H234ZM260 89H261V91H260ZM46 90V89H45ZM53 90V89H52ZM176 90V89H175ZM198 90V89H197ZM208 90H209V88H208ZM211 90V89H210ZM213 90V89H212ZM227 90V89H226ZM159 91L160 92H163V91H161V88L159 89ZM185 91V90H184ZM187 91H185V92H187ZM196 91V90H195ZM215 91V90H214ZM223 91V90H222ZM221 91V92H222ZM225 91V90H224ZM229 91V90H228ZM228 91H226V92H228ZM236 91V90H235ZM234 91V92H235ZM238 91H239V89H238ZM19 92V91H18ZM37 92V91H36ZM54 92V93H55ZM181 92V91H180ZM180 92H178V93H180ZM190 92H192L191 94H190ZM204 92V91H203ZM209 92V91H208ZM215 92H217V94H218V91L216 90ZM221 92H219V94H221L222 95V93ZM230 92H231V90L229 91V93H227V95L228 94H230ZM240 92V91H239ZM263 92V93H262ZM195 94H197L196 92H194ZM232 93L233 92H231V94L230 95H232ZM238 93V92H237ZM16 94V93H15ZM100 94V93H99ZM159 94V93H158ZM185 94V93H184ZM183 94V95H184ZM233 94H235V93H233ZM47 95V94H46ZM103 95V94H102ZM179 95V94H178ZM181 96H182V94H180ZM179 95V96H180ZM198 95V94H197ZM207 95V94H206ZM208 95H209V93H208ZM207 95V96H208ZM211 95H212V93H211ZM211 95H209V97L211 96ZM227 95H224V96H227ZM235 95H237V94H235ZM240 95V94H239ZM245 95V94H244ZM247 96H249V94L247 93L246 94ZM261 95H260V97L259 98H261L260 100H262V97H261ZM75 96H77V95H75ZM180 96V97H181ZM185 96V95H184ZM203 96V95H202ZM223 96V95H222ZM242 96V95H241ZM14 97V96H13ZM19 97V96H18ZM17 97V98H18ZM55 97V96H54ZM178 97V96H177ZM190 97V96H189ZM193 97H195V96H193ZM193 97H191V98H193ZM199 97V96H198ZM197 97V98H198ZM217 97V96H216ZM215 97V100L214 101H210V102H208L207 104H208V106H210V108H208L209 110H211V112L213 111V115H218L219 113L218 112H216V108L219 110V107H217L219 104H217V103H215V101H216V98ZM218 97H220L219 95H218ZM230 97V96H229ZM228 97V99H230ZM232 97H235L234 95H232ZM246 97V96H245ZM250 98H251V96H249ZM37 98V97H36ZM53 98V97H52ZM52 98H49L48 96H41V97H39L38 99H36V101L35 102H37L33 107H32V110H31V112H30V114H33V115H31V116H35V118L34 119H36L35 120V122H33V123H35V124H38V123H41V122H38V120L39 121H44V119H41V118H43L44 117V115H46V113L48 112V109H50L48 106H50V102L52 101ZM57 98V99H58ZM62 98V99H63ZM76 98V97H75ZM179 98V97H178ZM182 98V97H181ZM211 98V97H210ZM246 98H248V97H246ZM245 98V99H246ZM263 98H264V96H263ZM15 99V98H14ZM51 99V100H50ZM55 99V98H54ZM107 99V98H106ZM184 99V98H183ZM185 101H188V99H187V97H185ZM203 99H205V98H203ZM213 98H211L210 100H212ZM219 99V98H218ZM222 99H223V97H222ZM226 99H227V97H226ZM234 99L235 98H233V101H234ZM241 99V98H240ZM256 99V98H255ZM60 100V99H59ZM58 100V101H59ZM64 100V99H63ZM192 100V99H191ZM193 100H194V98H193ZM198 100V99H197ZM207 100V98L205 99V103L208 101H206ZM225 100V99H224ZM237 100H238V98H237ZM251 100H252V98H251ZM50 101V102H49ZM65 101V100H64ZM108 103H107V107L109 108L108 110L110 111V112H108L110 115L109 116H113V117H115V119H114V123H106V124H103L102 125V123H100V124H95V123H93V124H91L90 126H89V128L87 129V130H85V131H83L82 133H80L79 135L77 134V136L75 137V139H74V141H75V143L74 144H76V146L78 147V149H80L81 151L83 150V151H87L88 153H90V154H92V155H94L95 153H98V150H100V148H102L101 146H102V141H103V139L102 138H106V140L105 141H108V142H110V143H115L116 145H120L121 147L122 146H125V145H127V143H129V140L130 139H135L136 140V142L137 143H139V145L142 147V149L146 152V154H147V157L150 159V161H152L153 159H156V157L158 156V153L160 152L161 154L162 153H165L166 155H167V157H166V155L164 154V156L166 157V160L164 159V162H166V167L168 168H171L172 166H170V163H172L173 161V163H175V161L176 160H179V161H182L181 162V164H180V162H178L179 163V166L181 167V168H184L185 169V167L183 166V165H185V166H189V167H193V168H197V163H199L200 161H201V157L202 156H200V154H201V152H200V148H201V146L203 147L204 145H202L203 144V142L205 143L207 140L209 141V139H208V137L211 135H209V133H208V135L209 136H207V134H206V127L207 126H205V128H203V129H201L200 128V126L199 127H197V124L195 125V127H194V124L195 123H193V124H191V121H189L190 122V124L191 125H189L188 123L185 125L184 123L186 122V120L184 121L183 120V122L184 123H182V124H180V126H176V124H175V122H161V121H159L158 119H156V117H153V116H140V115H137V113H135L133 110L132 111H130V112H128V115L125 117V119L123 118V120L122 119H120V116H119V114H118V108H117V106L116 105H114L112 102H109L110 100L108 99V100H106ZM195 101V100H194ZM220 101H221V98H220ZM223 101V100H222ZM231 101H232V99H231ZM241 101V100H240ZM240 101H238V103H237V101H236V106H238V104H239V102ZM246 101V103L248 102L247 100H245ZM244 101V102H245ZM256 101L258 102L257 104H259V105H257L256 107H254V106H252V105H256V104H254V103H256ZM256 101L254 100V103H252L253 102V100H252V102H250L249 103V105H247V104H245V105H247V107H251L250 108V110H251V112H253L254 111V113H255V108H257L258 110H256V112H258L257 114L258 115H261V114H263L264 115V99L262 100V102L260 101H258L257 99H256ZM20 102V101H19ZM23 102H24V100H23ZM29 102V101H28ZM56 102V101H55ZM228 102H229V100H228ZM186 103V102H185ZM189 103H191V102H189ZM188 103V104H189ZM192 103H196V102H192ZM204 103V104H205ZM219 103V102H218ZM226 103V102H225ZM252 103V104H251ZM203 104V103H202ZM202 104H200V105H202ZM227 104V103H226ZM233 104V103H232ZM244 104H239V106L241 105H244ZM250 104H251V106H250ZM15 105V104H14ZM221 105H223V104H220L219 106H221ZM227 105H229V103L227 104ZM194 106H196V105H194ZM193 106V107H194ZM197 106H198V104H197ZM196 106V107H197ZM225 106V105H224ZM224 106L221 108V109H224L225 111H227V113H228V111L229 110H226L225 108H224ZM3 107V106H2ZM48 107V108H47ZM187 107V106H186ZM201 107V106H200ZM200 107H199V109L198 110H195V111H199V110H201L200 109ZM226 108L228 107V106H225ZM231 107V109H232V106H230ZM230 107L229 108H227V109H230ZM243 107V106H242ZM245 107V106H244ZM7 107H5V109H6ZM105 108V107H104ZM191 108H192V104H191ZM190 108V109H191ZM205 108V107H204ZM203 108V109H204ZM207 108V107H206ZM205 108V109H206ZM4 109V110H5ZM189 109V108H188ZM193 109H195V108H193ZM197 109V108H196ZM202 109V110H203ZM2 110V109H1ZM107 110V111H108ZM129 110V109H128ZM201 110V111H202ZM223 110V112H222V115H224L225 113V111ZM253 110V111H252ZM192 111V110H191ZM194 111V112H195ZM205 110H203V112H204ZM214 111H215V113H214ZM220 111H222V110H219V112ZM233 111V110H232ZM206 112V111H205ZM204 112V113H205ZM247 112H249L248 110H247ZM12 113H14V112H12ZM11 113V114H12ZM16 113V112H15ZM196 113V112H195ZM199 113H201V112H199ZM209 113V112H208ZM207 113V114H208ZM240 113V112H239ZM250 113V112H249ZM260 113V114H259ZM17 114V113H16ZM229 114H231V111H229ZM256 114V113H255ZM254 114V115H255ZM256 114V115H257ZM8 115V114H7ZM48 115V114H47ZM198 115V114H197ZM201 115H203V113H201ZM209 115H211V114H209ZM244 115V114H243ZM253 115V114H252ZM12 116V115H11ZM207 116V115H206ZM216 116H215V119H213L214 117L211 115V117H210V119H209V117H208V119L212 122V123H214V120H216ZM221 116V115H220ZM219 115H218V117H220ZM230 116V115H229ZM234 116V115H233ZM237 116V115H236ZM262 116V115H261ZM204 117V116H203ZM240 117V116H239ZM252 117V116H251ZM257 117V116H256ZM256 117H254V118H256ZM24 118H26V117H24ZM45 118V117H44ZM122 118V117H121ZM211 118H212V120H211ZM222 118V119H221ZM226 119V117L225 116H221L220 118H218V119H221V122H223V119ZM33 119V118H32ZM46 119V121H47V123L49 122V126H48V128H50L51 130H56L57 129V127H58V123H59V121L58 120H54V121H48L47 120V118H45ZM57 119V118H56ZM112 119V120H113ZM217 119V120H218ZM240 119V118H239ZM263 119V118H262ZM179 120V119H178ZM216 120V121H217ZM251 120V119H250ZM38 123H37V122ZM97 121V120H96ZM95 121V122H96ZM215 121V122H216ZM220 121V120H219ZM219 121H218V123H219ZM226 122L228 121L227 119L225 120ZM254 121H255V119H254ZM262 121V120H261ZM30 122V121H29ZM97 122H100V121H97ZM187 122H188V120H187ZM205 122H206V120H205ZM27 123V122H26ZM44 123V122H43ZM43 123H41V124H43ZM208 123V122H207ZM242 124H243V122H241ZM241 123H240V125H241ZM252 123V122H251ZM256 123H258V122H256ZM255 123V124H256ZM263 123V122H262ZM261 123V124H262ZM28 124H30V123H28ZM45 124V123H44ZM95 124V125H94ZM206 124V123H205ZM209 124V123H208ZM207 124V125H208ZM244 124H246V123H244ZM243 124V125H244ZM254 124V123H253ZM32 125V126H31ZM39 125V124H38ZM193 125V126H192ZM202 125V124H201ZM211 125V124H210ZM209 125V126H210ZM216 125V124H215ZM239 125V124H238ZM33 126H35L34 124H30L29 125V127H28V125H27V128H28V130L30 129V128H32ZM40 126V125H39ZM214 126V125H213ZM247 126H249V125H247ZM247 126H242V127H246V129H248V127ZM38 127V126H37ZM238 127V126H237ZM36 128V127H35ZM35 128H32V130L33 129H35ZM200 128V129H199ZM209 128V127H208ZM207 128V129H208ZM214 128H218V125H217V127H214ZM220 129H221V127H219ZM255 129H256V127H254ZM260 128V127H259ZM258 128V129H259ZM263 128V127H262ZM205 129V130H204ZM210 129V128H209ZM211 129H212V127H211ZM220 129H219V131H220ZM238 129V128H237ZM243 129H245V128H243ZM245 129V130H246ZM251 129H252V127H251ZM250 129V130H251ZM261 129V128H260ZM31 130V129H30ZM231 130V129H230ZM250 130H248V131H250ZM253 130V129H252ZM250 131L249 133H246L248 136H246L245 137V135H244V139L245 140H247V139H251V138H253V135L252 134H254L253 132L254 131ZM257 130V129H256ZM208 131H210V130H207V132ZM213 131H214V129H213ZM244 131V130H243ZM259 131V130H258ZM257 131V132H258ZM81 132V131H80ZM212 132V131H211ZM215 132L217 133L218 131H216L215 130ZM214 132V133H215ZM222 132V131H221ZM236 132V131H235ZM239 132V131H238ZM245 132V131H244ZM229 133V132H228ZM256 133V132H255ZM260 133H261V131H260ZM260 133H259V135L257 134V136H259L260 137ZM264 133V132H263ZM219 134V133H218ZM222 134V133H221ZM234 134V133H233ZM239 134H241V135H243L241 132L239 133ZM256 134H254V137L256 136ZM262 134V133H261ZM241 135H239L238 136V138H242V136ZM264 135V134H263ZM263 135H261L262 136V139H263ZM237 136V135H236ZM235 136V137H236ZM256 136V137H257ZM233 137V136H232ZM255 137V138H256ZM211 138V137H210ZM237 138V137H236ZM247 138V139H246ZM228 139V138H227ZM233 139V138H232ZM244 139H242V141L244 142ZM261 138H260V140H262ZM222 140V139H221ZM237 140H239V139H237ZM208 141H207V143L206 144H209L208 143ZM234 141H236V139L234 140ZM210 142V141H209ZM231 142V141H230ZM239 142V141H238ZM237 141H236V143H238ZM240 142H241V140H240ZM264 139L261 141V143L264 145ZM229 143V142H228ZM250 143V142H249ZM254 143V142H253ZM232 144V143H231ZM230 144V145H231ZM245 144V143H244ZM183 146L184 147V150L186 149L187 150V153H186V157H178V158H176V155H174L173 154V151L175 150H181V146ZM239 145V144H238ZM241 145H243V144H241ZM256 145V144H255ZM75 146V145H74ZM206 146V145H205ZM250 146V145H249ZM254 146V145H253ZM180 147V148H179ZM234 147V146H233ZM207 148V147H206ZM236 148V147H235ZM254 148V147H253ZM205 149V148H204ZM76 151V150H75ZM80 151V152H81ZM203 151V150H202ZM185 152V151H184ZM211 152V151H210ZM238 152V151H237ZM244 152V151H243ZM234 153V152H233ZM242 153V152H241ZM239 153H237V155H238ZM243 154V153H242ZM96 155V154H95ZM157 158H159V157H157ZM224 158H226L227 160H233L231 157V159H229V157H228V155H226V157H224ZM216 159V158H215ZM219 159V158H218ZM214 160V159H213ZM243 160V159H242ZM163 162V163H164ZM215 162V161H214ZM213 162V164H216V163H214ZM217 162V161H216ZM172 163V164H173ZM176 163H177V161H176ZM244 163V162H243ZM165 164V163H164ZM163 164V165H164ZM200 164V163H199ZM224 165V164H223ZM239 166V165H238ZM93 189H94V187H93ZM93 192H94V190H93ZM92 192V193H93ZM97 193V192H96ZM116 203H117V201H115ZM106 210H108V211H110V212H114V213H116V214H118V213H122V210H123V208H122V206H121V204H119V205H116L115 203H113V201H111V200H104V206H103ZM129 210L132 212V213H129V212H126V213H124V214H121V216L123 217V220L125 219H128V217H130V216H133L135 219H137V220H139V222L140 223H142V220H143V222H144V220H150L151 219V217H149V215H147V214H144L143 212H142V209H137L136 207H133V204L132 205H130L129 206ZM132 217V218H133ZM124 220V221H125ZM136 229V228H135ZM110 244V246L113 248V246L111 245V243H109ZM108 244V245H109ZM107 245V246H108ZM110 246H108V249L110 248ZM105 247V246H104ZM95 248V247H94ZM102 248V247H101ZM103 250L101 249H97V248H95V252H97V254H96V256H99L100 257V259L102 258V261H103V259H104V261H105V256H106V254L105 253H109V252H107V249H106V251H104V252H102ZM95 254V253H94ZM106 261H107V259H106ZM106 263V262H105Z\"/></svg>",
	"mask_w": 264,
	"mask_h": 264
}]
</instances>
